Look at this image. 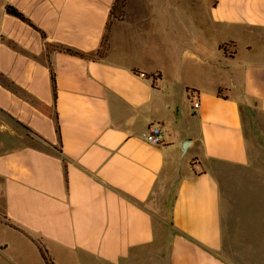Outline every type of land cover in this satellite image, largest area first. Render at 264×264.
<instances>
[{
  "label": "crops",
  "instance_id": "0c3cea01",
  "mask_svg": "<svg viewBox=\"0 0 264 264\" xmlns=\"http://www.w3.org/2000/svg\"><path fill=\"white\" fill-rule=\"evenodd\" d=\"M114 1L0 0V264H264V0H127L103 58L47 50H98Z\"/></svg>",
  "mask_w": 264,
  "mask_h": 264
},
{
  "label": "trees",
  "instance_id": "16d2710c",
  "mask_svg": "<svg viewBox=\"0 0 264 264\" xmlns=\"http://www.w3.org/2000/svg\"><path fill=\"white\" fill-rule=\"evenodd\" d=\"M126 1L127 0H115L111 10H110V20L107 24V28L106 31L103 35V40L101 43V46L98 50L94 51V52H90V53H84L78 50H75L69 46H64V45H58V44H51V43H47V50L48 51H52V50H58V51H62L65 53H69L72 55H77L83 58H103L108 51V41H109V33H110V27L111 24L115 21V20H119L122 19L125 13V5H126ZM6 10L9 14H12L14 16L19 17L20 19H22L23 21H26L28 23H30L31 25H33L35 27V25L30 21L29 18H27L22 12H20L17 8L11 6V5H7L6 6ZM41 34L45 37V33L43 31H41ZM146 75V74H145ZM51 80H52V87H53V96L54 99H56V78H55V73L53 70H51ZM220 94V93H219ZM37 244L39 246V249L41 251V254L46 262V264H55L54 260L52 259V257L49 255L47 249L42 245L41 242L37 241Z\"/></svg>",
  "mask_w": 264,
  "mask_h": 264
},
{
  "label": "rangeland",
  "instance_id": "374dc122",
  "mask_svg": "<svg viewBox=\"0 0 264 264\" xmlns=\"http://www.w3.org/2000/svg\"><path fill=\"white\" fill-rule=\"evenodd\" d=\"M196 1L197 0H180L183 17L189 16L191 14L193 15V4ZM182 26V31L183 33H185V24L183 23ZM243 112L245 116V130L249 142V153L251 158L250 168L252 170V174L258 175L260 173L264 177V126H260L259 124L257 125L256 119H251L253 121L248 119L246 110H243ZM253 115H256V113H253ZM156 197L159 198V207L162 206L164 202L163 195H156ZM169 203L170 202H168L167 206L164 209L165 215L167 216H169ZM158 210H160V208Z\"/></svg>",
  "mask_w": 264,
  "mask_h": 264
},
{
  "label": "built area",
  "instance_id": "2783aa9c",
  "mask_svg": "<svg viewBox=\"0 0 264 264\" xmlns=\"http://www.w3.org/2000/svg\"><path fill=\"white\" fill-rule=\"evenodd\" d=\"M199 107V102H193L194 110H197ZM166 137V128L163 124H152L147 128V131L144 134V139L155 145H161L165 142Z\"/></svg>",
  "mask_w": 264,
  "mask_h": 264
}]
</instances>
